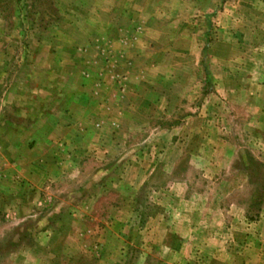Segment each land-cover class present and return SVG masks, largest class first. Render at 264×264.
<instances>
[{"label":"rangeland","instance_id":"obj_1","mask_svg":"<svg viewBox=\"0 0 264 264\" xmlns=\"http://www.w3.org/2000/svg\"><path fill=\"white\" fill-rule=\"evenodd\" d=\"M0 264H264V0H0Z\"/></svg>","mask_w":264,"mask_h":264}]
</instances>
